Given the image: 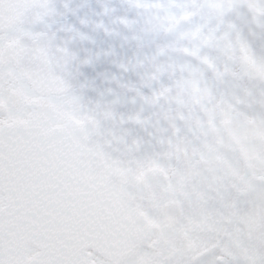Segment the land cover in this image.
<instances>
[{
    "label": "snow or ice",
    "instance_id": "6c2138e0",
    "mask_svg": "<svg viewBox=\"0 0 264 264\" xmlns=\"http://www.w3.org/2000/svg\"><path fill=\"white\" fill-rule=\"evenodd\" d=\"M127 4L132 39L161 38L130 64L160 84L133 88L142 107L126 118L152 128L150 145L104 133L119 101L84 104L66 78L76 54L25 27L55 13L50 0H0V264H203L213 251L212 264H264V54L245 32L264 26V0Z\"/></svg>",
    "mask_w": 264,
    "mask_h": 264
},
{
    "label": "flooded vegetation",
    "instance_id": "af4514ba",
    "mask_svg": "<svg viewBox=\"0 0 264 264\" xmlns=\"http://www.w3.org/2000/svg\"><path fill=\"white\" fill-rule=\"evenodd\" d=\"M105 5L114 9L110 15L104 14L103 7ZM118 17L141 20V17L137 15V10L128 6L127 0H89L81 8L49 18L44 22L25 25V27L33 32L47 33L51 38L53 48L58 44H67L69 50L74 52L77 57L68 67L66 73V78H79L72 89L80 94L82 99L86 98L89 102L91 100L93 106L96 101L118 100L119 102L112 106L116 113V119L103 124L102 131L106 134L118 132L130 136L132 129L129 128L126 118L133 109L141 111L142 107L138 97L135 102L133 101L135 92L132 89L138 88L144 94L150 95L152 89L160 86L156 81H151V88L143 83V77L149 70L147 65L133 69L130 64L138 58L150 56L161 38L157 37L155 40L139 44L132 39V36L133 29L138 31L140 24H134L130 29L119 23ZM100 23L109 31L105 32L104 28H98L97 25ZM250 26L252 34H248L245 29L248 39L258 53L264 54V26L255 23ZM68 28H71L72 31L66 30ZM77 33H83L86 38L81 39ZM26 42L30 43L27 40ZM86 58H91V63H82L83 67H80L81 62ZM121 64L129 65L128 70L125 71L124 68H121L119 66ZM112 78H128V81L124 87H121L113 83ZM160 83L168 84V77L162 76ZM245 85L257 97L260 95L254 81H245ZM184 95L195 102V89ZM152 111L150 106L143 105L142 115L151 117ZM122 116L125 118L123 123L120 122ZM141 131V139L150 145L152 137L149 136V132L152 131V128L141 127ZM215 257L214 251L205 254L202 257L203 264H212Z\"/></svg>",
    "mask_w": 264,
    "mask_h": 264
},
{
    "label": "water",
    "instance_id": "95a60500",
    "mask_svg": "<svg viewBox=\"0 0 264 264\" xmlns=\"http://www.w3.org/2000/svg\"><path fill=\"white\" fill-rule=\"evenodd\" d=\"M89 0H50V4L53 5L56 9L55 13L51 16L45 17L46 21L49 18L52 17H58L66 12H71L75 9L81 8L85 5V3ZM67 5V7H65ZM40 23V22H36ZM33 23V24H36ZM26 25H32V24H26ZM80 67H83V64L81 62ZM79 78H67L68 82L70 83L71 87L77 82Z\"/></svg>",
    "mask_w": 264,
    "mask_h": 264
},
{
    "label": "rangeland",
    "instance_id": "374dc122",
    "mask_svg": "<svg viewBox=\"0 0 264 264\" xmlns=\"http://www.w3.org/2000/svg\"><path fill=\"white\" fill-rule=\"evenodd\" d=\"M112 80H113V83H116V84L120 85L121 87H124L127 84L128 78H112ZM82 102L84 104L88 105L89 107L93 106L92 105V101L90 100V102H89L88 100H86V98H83ZM134 112H139V111L136 110V109H133L131 114L134 113ZM108 122H109V120L108 121H104L102 123V125L103 124H107ZM129 128L132 129V133H131V135L129 137H134V138H139V139L142 138L141 126L135 125V124H132L131 122H129Z\"/></svg>",
    "mask_w": 264,
    "mask_h": 264
}]
</instances>
